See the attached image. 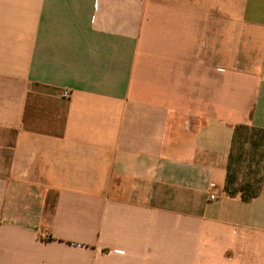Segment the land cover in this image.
I'll use <instances>...</instances> for the list:
<instances>
[{"label": "crops", "instance_id": "crops-1", "mask_svg": "<svg viewBox=\"0 0 264 264\" xmlns=\"http://www.w3.org/2000/svg\"><path fill=\"white\" fill-rule=\"evenodd\" d=\"M239 124L264 0H0V264H264Z\"/></svg>", "mask_w": 264, "mask_h": 264}, {"label": "trees", "instance_id": "trees-1", "mask_svg": "<svg viewBox=\"0 0 264 264\" xmlns=\"http://www.w3.org/2000/svg\"><path fill=\"white\" fill-rule=\"evenodd\" d=\"M264 182V129L239 124L234 128L224 193L249 203L257 198ZM49 237L46 241L52 240Z\"/></svg>", "mask_w": 264, "mask_h": 264}, {"label": "built area", "instance_id": "built-area-1", "mask_svg": "<svg viewBox=\"0 0 264 264\" xmlns=\"http://www.w3.org/2000/svg\"><path fill=\"white\" fill-rule=\"evenodd\" d=\"M64 94H65V96H68L69 92L65 91ZM219 199H220V196L218 194H211L210 195V200H212V201H217Z\"/></svg>", "mask_w": 264, "mask_h": 264}]
</instances>
